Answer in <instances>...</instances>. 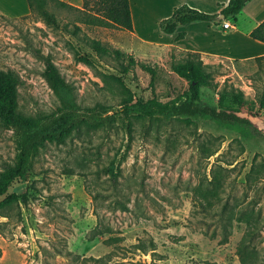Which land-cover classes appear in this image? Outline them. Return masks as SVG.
Returning a JSON list of instances; mask_svg holds the SVG:
<instances>
[{
  "label": "rangeland",
  "instance_id": "obj_1",
  "mask_svg": "<svg viewBox=\"0 0 264 264\" xmlns=\"http://www.w3.org/2000/svg\"><path fill=\"white\" fill-rule=\"evenodd\" d=\"M60 1L72 7L45 6L53 27L38 12L16 16L26 0H0V71L29 118L61 111L44 77L51 61L79 108H105L107 119L47 141L0 198V264H264V175L249 178L264 168V58L180 50L142 0L133 32L88 24L83 0ZM230 30L214 27L213 50ZM192 59L211 74L197 98L179 73ZM150 100L180 113L126 110ZM18 153V134L0 124V173Z\"/></svg>",
  "mask_w": 264,
  "mask_h": 264
},
{
  "label": "trees",
  "instance_id": "obj_2",
  "mask_svg": "<svg viewBox=\"0 0 264 264\" xmlns=\"http://www.w3.org/2000/svg\"><path fill=\"white\" fill-rule=\"evenodd\" d=\"M48 1L58 3L63 7H72L60 0H27L31 13L38 12L47 25L59 27L54 14L49 13L45 6ZM250 0H231L225 6L221 15L224 20L235 21ZM82 11L84 20L92 25H115L123 30L133 32L134 25L131 13L130 0H83ZM217 15L205 13L193 9L187 5L176 8L171 17L160 22L162 33L173 35L180 26H186L193 22H213ZM79 28H76L78 31ZM75 31V34H77ZM180 32L177 39L185 37ZM250 37L264 43V21L250 33ZM263 57L257 59L261 60ZM180 75L188 82L191 94L197 98L198 88L206 83L211 74L207 71L202 60H188ZM44 77L61 103V111L58 114L45 116L39 121L23 115L18 110L16 94V83L13 76L0 71V124L2 127L14 130L19 136V153L13 165L0 173V198L8 193L17 180L25 178L31 158L36 155L47 141L61 137L82 123L100 125L106 121L105 108H98L83 112L78 105L73 87L66 81L57 66L49 61L47 63ZM127 112L137 113L146 117L161 115L163 117H174L180 113V108L174 105L163 104L157 101L136 102L126 105ZM233 121H240L236 116L220 114ZM264 168L260 169L254 165L249 178L262 177ZM249 221L251 232L259 227V218L254 215Z\"/></svg>",
  "mask_w": 264,
  "mask_h": 264
},
{
  "label": "crops",
  "instance_id": "obj_3",
  "mask_svg": "<svg viewBox=\"0 0 264 264\" xmlns=\"http://www.w3.org/2000/svg\"><path fill=\"white\" fill-rule=\"evenodd\" d=\"M27 1V0H26ZM144 8V17L147 19L154 18L155 25L159 26L160 22L172 16L174 10L180 6L187 5L193 9L214 14L222 17V9L229 4L231 0H142ZM137 0H130L131 13L133 19L134 30H136V9ZM28 8L16 16L26 15ZM1 12V11H0ZM224 19V18H223ZM229 21V20H224ZM264 21V0H250L242 12L237 16L235 21H229L232 27L230 31H223L228 36L225 49L213 50L215 36L213 34L214 27L222 30L223 23L219 25L215 20L213 22H193L186 26H180L173 35L165 36L171 44L180 50H186L200 54L202 59L209 61L213 57H221L224 59H241L247 60L251 58H259L264 56V43L256 41L250 37V33L254 31ZM202 23H207L206 25ZM160 29V27H159ZM227 30V29H225ZM161 31V30H160ZM180 32L186 35L183 39H177ZM189 39V40H188ZM192 40L189 44L188 41ZM226 43V41L224 42ZM253 50L254 52H249Z\"/></svg>",
  "mask_w": 264,
  "mask_h": 264
},
{
  "label": "built area",
  "instance_id": "obj_4",
  "mask_svg": "<svg viewBox=\"0 0 264 264\" xmlns=\"http://www.w3.org/2000/svg\"><path fill=\"white\" fill-rule=\"evenodd\" d=\"M230 27H232V25H231V23L229 21H224L223 22V28L228 29Z\"/></svg>",
  "mask_w": 264,
  "mask_h": 264
},
{
  "label": "water",
  "instance_id": "obj_5",
  "mask_svg": "<svg viewBox=\"0 0 264 264\" xmlns=\"http://www.w3.org/2000/svg\"><path fill=\"white\" fill-rule=\"evenodd\" d=\"M223 18H224V16H223Z\"/></svg>",
  "mask_w": 264,
  "mask_h": 264
}]
</instances>
